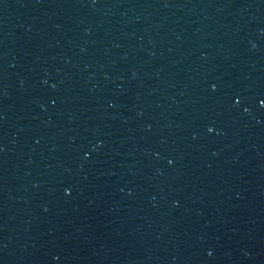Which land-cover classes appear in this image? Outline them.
I'll use <instances>...</instances> for the list:
<instances>
[{"label":"water","instance_id":"water-1","mask_svg":"<svg viewBox=\"0 0 264 264\" xmlns=\"http://www.w3.org/2000/svg\"><path fill=\"white\" fill-rule=\"evenodd\" d=\"M0 264H264V0H0Z\"/></svg>","mask_w":264,"mask_h":264},{"label":"snow or ice","instance_id":"snow-or-ice-1","mask_svg":"<svg viewBox=\"0 0 264 264\" xmlns=\"http://www.w3.org/2000/svg\"><path fill=\"white\" fill-rule=\"evenodd\" d=\"M211 131V130H210Z\"/></svg>","mask_w":264,"mask_h":264}]
</instances>
